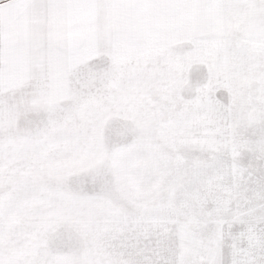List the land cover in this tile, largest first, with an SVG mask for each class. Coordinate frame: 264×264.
<instances>
[{"label":"snow or ice","instance_id":"obj_1","mask_svg":"<svg viewBox=\"0 0 264 264\" xmlns=\"http://www.w3.org/2000/svg\"><path fill=\"white\" fill-rule=\"evenodd\" d=\"M0 264H264V0H0Z\"/></svg>","mask_w":264,"mask_h":264}]
</instances>
